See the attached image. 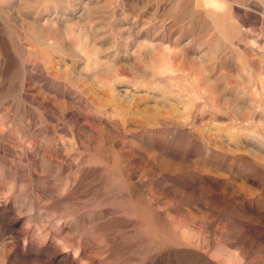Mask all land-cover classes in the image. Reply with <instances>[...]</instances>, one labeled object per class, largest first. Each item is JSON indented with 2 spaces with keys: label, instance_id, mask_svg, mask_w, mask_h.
<instances>
[{
  "label": "rangeland",
  "instance_id": "1",
  "mask_svg": "<svg viewBox=\"0 0 264 264\" xmlns=\"http://www.w3.org/2000/svg\"><path fill=\"white\" fill-rule=\"evenodd\" d=\"M210 5L0 0V264H264V0Z\"/></svg>",
  "mask_w": 264,
  "mask_h": 264
},
{
  "label": "bare ground",
  "instance_id": "2",
  "mask_svg": "<svg viewBox=\"0 0 264 264\" xmlns=\"http://www.w3.org/2000/svg\"><path fill=\"white\" fill-rule=\"evenodd\" d=\"M221 2H222V0H221ZM221 2H219V0H218V1H217V0H209V5L212 4V7H214V6H215V7H217V6L219 7ZM206 3H207V2H206ZM207 4H208V3H207ZM207 4H206V6H207ZM224 6H225V5H224ZM210 7H211V5H210ZM215 7H214V8H215ZM214 8H213V9H214ZM220 8H221V7H220ZM220 8H219V9H220ZM222 8H223V5H222ZM217 10H218V9H217Z\"/></svg>",
  "mask_w": 264,
  "mask_h": 264
}]
</instances>
